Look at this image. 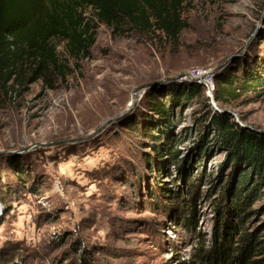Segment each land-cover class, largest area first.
I'll use <instances>...</instances> for the list:
<instances>
[{
    "label": "rangeland",
    "instance_id": "rangeland-1",
    "mask_svg": "<svg viewBox=\"0 0 264 264\" xmlns=\"http://www.w3.org/2000/svg\"><path fill=\"white\" fill-rule=\"evenodd\" d=\"M183 1L186 27L177 39L160 32L122 36L99 25L90 56L70 60L67 81L53 90L37 82L0 101V264H80L82 254L93 264H196L212 244L232 167L215 142L198 155L203 114L223 107L264 133V96L222 106L213 104L216 85L213 93L204 85V97L177 112L178 164L155 160L172 176L148 170L153 145L134 125L144 127L150 98L181 82L175 77L264 61V0ZM55 44L65 58L66 43ZM179 166L189 179L204 174L194 198ZM154 180L181 189L183 200L151 205ZM182 203L190 205L195 231L169 209ZM251 211L242 231L264 239V195Z\"/></svg>",
    "mask_w": 264,
    "mask_h": 264
},
{
    "label": "trees",
    "instance_id": "trees-1",
    "mask_svg": "<svg viewBox=\"0 0 264 264\" xmlns=\"http://www.w3.org/2000/svg\"><path fill=\"white\" fill-rule=\"evenodd\" d=\"M183 2L0 0V101L28 90L37 82H43L53 90L58 82L67 81L73 73L70 60L79 62L90 56L99 25H105L122 36L126 32H160L177 39L186 27L182 18ZM56 41L66 43L65 58L58 53ZM215 83V100L222 106L248 94L264 96V61L261 58L249 63L239 61L216 74ZM204 90V85L197 82H172L167 93L156 91L157 96L150 98L148 108L151 114H147L144 127L139 130L138 124L134 125V130L153 145V153L146 160L148 170L156 169L157 176L161 173L172 176L163 162L155 163V160L166 156L168 161L178 164L180 140L173 129L178 121L177 112L182 115L192 102L203 98ZM203 116L207 128L201 134L198 155L207 151L210 142H215L219 149L226 150L228 160L225 167L231 165L232 171L222 188V202L216 209L221 223L212 244L199 251L196 264H264V239L257 232L242 231L243 224L252 214V206L264 195V133L244 127L223 107L210 108ZM210 135L213 137L211 141ZM16 170L21 177L24 175V171ZM179 171L194 198L204 174L189 179L187 170L183 173L179 166ZM147 194L155 199L149 203L157 208H160L159 200H183L181 189L173 191L157 180L150 184ZM189 208V203H182L180 207L169 209L189 231H195L197 222ZM80 264L93 263L82 254Z\"/></svg>",
    "mask_w": 264,
    "mask_h": 264
},
{
    "label": "built area",
    "instance_id": "built-area-1",
    "mask_svg": "<svg viewBox=\"0 0 264 264\" xmlns=\"http://www.w3.org/2000/svg\"><path fill=\"white\" fill-rule=\"evenodd\" d=\"M180 80L184 82H197L205 85L209 90L208 92L213 93L214 91L213 88L215 87V75L213 72L207 69H192L182 76Z\"/></svg>",
    "mask_w": 264,
    "mask_h": 264
},
{
    "label": "water",
    "instance_id": "water-1",
    "mask_svg": "<svg viewBox=\"0 0 264 264\" xmlns=\"http://www.w3.org/2000/svg\"><path fill=\"white\" fill-rule=\"evenodd\" d=\"M214 73H215V71H213ZM183 75V74H182ZM182 75H180V76H178V77H175L174 79H180V77H182ZM144 86L146 87V86H148V84H146V85H142V86H140V87H138L137 89H136V91H135V97L137 96V92L139 91V90H141V89H143L144 88ZM216 102V100H215V98L213 99V104ZM115 119L114 118H110V119H108V120H106L99 128H98V130H97V132H100V131H102L106 126H108V124H110L112 121H114ZM246 128H250V127H246Z\"/></svg>",
    "mask_w": 264,
    "mask_h": 264
}]
</instances>
